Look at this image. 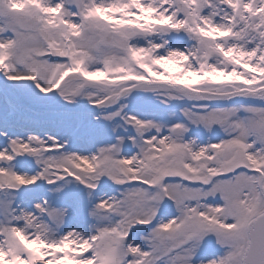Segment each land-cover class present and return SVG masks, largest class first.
<instances>
[{
    "label": "snow or ice",
    "instance_id": "6c2138e0",
    "mask_svg": "<svg viewBox=\"0 0 264 264\" xmlns=\"http://www.w3.org/2000/svg\"><path fill=\"white\" fill-rule=\"evenodd\" d=\"M0 76L121 121L88 155L0 132V264H264V0H0ZM133 93L179 107L141 119ZM105 179L79 229L70 205L17 203Z\"/></svg>",
    "mask_w": 264,
    "mask_h": 264
},
{
    "label": "rangeland",
    "instance_id": "374dc122",
    "mask_svg": "<svg viewBox=\"0 0 264 264\" xmlns=\"http://www.w3.org/2000/svg\"><path fill=\"white\" fill-rule=\"evenodd\" d=\"M10 83L14 84L20 92L41 102H47L52 96L58 95L50 93L45 96L39 93L30 81ZM11 96L13 95L10 91L0 84V132L7 131L9 136H19L12 133V128L26 130L24 129L25 127H33L34 129L26 130V133L38 134L41 137L52 135L57 137L62 143L68 141L66 149H62L61 151H72L75 145H80L81 149L79 151L91 154L101 145L113 141L112 129L114 125L121 123L119 119L113 123H109L103 119L99 121L94 120L93 117L98 115L100 111H89L86 109L81 111H52L50 109L37 108L36 110L24 105L19 111H13L5 103ZM134 97H139V99H134L125 111L137 115L141 119H167V114L175 112L179 107V105L173 104L171 108H164L152 95H138ZM78 101L87 100L79 99ZM176 118L179 119L178 113ZM125 127L127 131L120 130L115 135L125 136L126 134H131L132 129L127 126ZM2 142L3 139L0 137V143ZM124 152L131 155L128 147H125ZM16 170L21 172L27 171V174L31 175L35 174L39 169L34 165L28 170L19 167ZM66 180H72V178H66ZM59 183H64V181H60ZM55 187L57 185L49 186L43 181L38 182L35 186H27V188L22 189V192H27L30 195H21L17 203L29 211H31L28 209L30 207L24 205L27 200L40 201L47 199L54 206L70 205L71 209L67 222L63 225L65 229L75 227V223H79L75 228H82L89 209L100 199L98 196L106 199L114 195L119 188V186L112 184L107 179L101 182L95 191H89L86 187L79 185L75 181H72L68 191L62 195H56L51 191ZM69 192L72 194L71 198L68 196Z\"/></svg>",
    "mask_w": 264,
    "mask_h": 264
},
{
    "label": "bare ground",
    "instance_id": "6f19581e",
    "mask_svg": "<svg viewBox=\"0 0 264 264\" xmlns=\"http://www.w3.org/2000/svg\"><path fill=\"white\" fill-rule=\"evenodd\" d=\"M6 80V79H5ZM7 81V80H6ZM21 94H22V97L24 98V101L26 102H29V103H32V104H36V105H40L39 103H42L41 101H38V100H35V99H32V98H30L29 96H27L26 94H24V93H22L21 92ZM138 95H142L141 93H133V96H138ZM59 101H61V98L58 96V95H55V96H52L50 99H48L47 100V102H59ZM44 103H46V102H44ZM37 110V109H36ZM24 129H26V130H30V129H34L33 127H25ZM26 130H19V129H17V128H12V133L13 134H16V135H19V136H27L28 134L26 133ZM39 132H41V131H39ZM81 146L80 145H75L74 146V149H76V150H72V151H76V152H79V153H81V154H85V155H88V154H90L89 152H85V151H79V149H81L80 148ZM78 148V149H77ZM71 151V150H70ZM28 170V169H27ZM98 198H103L102 196H98ZM20 207H22V205L21 204H18ZM25 206H27V207H30V208H28V209H30V210H32L33 209V201H30V200H27L26 202H25V204H24ZM23 208V207H22ZM79 225V223H75V227L76 226H78ZM75 227H73V228H75ZM70 229H72V228H70Z\"/></svg>",
    "mask_w": 264,
    "mask_h": 264
},
{
    "label": "water",
    "instance_id": "95a60500",
    "mask_svg": "<svg viewBox=\"0 0 264 264\" xmlns=\"http://www.w3.org/2000/svg\"><path fill=\"white\" fill-rule=\"evenodd\" d=\"M0 80H1V83L7 87L14 95H17V96H21V94L19 93V91L11 84L5 82L3 79H2V76H0ZM22 97V96H21ZM24 104H26L27 106H31L30 103L28 102H25L24 101ZM74 107H77V108H82V107H86V108H89V109H95V107L91 106L90 104H83V103H73V104H67V103H61V104H55V105H51L49 108L53 109V110H59V109H66V108H69V109H73ZM98 109V108H97Z\"/></svg>",
    "mask_w": 264,
    "mask_h": 264
}]
</instances>
